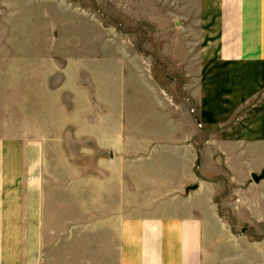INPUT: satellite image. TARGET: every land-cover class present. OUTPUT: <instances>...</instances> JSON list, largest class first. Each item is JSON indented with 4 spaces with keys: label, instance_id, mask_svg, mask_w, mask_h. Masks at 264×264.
<instances>
[{
    "label": "crops",
    "instance_id": "crops-1",
    "mask_svg": "<svg viewBox=\"0 0 264 264\" xmlns=\"http://www.w3.org/2000/svg\"><path fill=\"white\" fill-rule=\"evenodd\" d=\"M199 3L196 32L200 37L194 52L201 58L197 87L202 89L198 96L201 112L192 117L203 126L189 139L178 142V150L186 155L180 187L170 191L169 183L157 188L154 182L147 183L148 202H165L178 194L183 205L178 214L161 217L156 215L158 209H148L149 205L140 208L137 204L140 195L127 189L128 179L135 180L137 173L133 171L140 168L134 166L140 160L139 155L151 154L153 142H138L137 138V148L133 146L129 135H125L122 112L119 131L108 132L100 118L101 110L95 114L96 110L90 109L100 124L97 129L88 125L81 137L84 141L85 138L96 140L97 149L81 147V168L75 166L81 162L70 156L72 152L66 145L48 144L45 136L38 137L36 122L33 131L27 129L25 110H20V126L12 130L16 121L12 117L10 75L26 71L25 65L12 64H16L21 54L27 56L26 45L22 48L15 43L27 38L20 34L14 37L10 7L0 2V88L9 91L0 96V264H240L241 259L225 258L226 250L235 248L238 241L224 220L220 201L228 192L239 196L241 191L264 187V157L256 168L242 161V157L237 169H242L246 177L241 182L228 150L206 156L203 149L212 142L202 136L217 132V126L211 123L224 116L221 112L226 111L225 116L230 117L231 112L219 96H225L227 101L237 100L238 94L252 91L253 84L259 105L243 113L255 108L258 115L246 114L240 119L243 123L224 126L216 134L225 132L223 136L232 140L227 143H241L238 152L245 150L247 138L264 137V0H200ZM190 22L189 18L178 19L176 27H187ZM186 67L184 62L181 68ZM167 79L175 82L170 77ZM229 79L234 81V86L230 85L234 92L227 94L225 90L229 86L220 92L224 81ZM245 120L251 122L246 124ZM177 134L180 136L183 131ZM239 138L245 139L239 142ZM92 154L93 159L98 157L93 167ZM254 175L262 180L256 183ZM224 178L229 182V190L224 189ZM191 201L194 204L183 210L185 202ZM247 203L246 210L250 209V201ZM260 203L264 205V197ZM238 207L240 210L242 206ZM255 216L264 224L261 209ZM213 222L222 231L214 240L207 241L206 237L213 234ZM249 229L244 226L241 233ZM241 247L250 250L251 243L242 242ZM241 253L249 259V253ZM261 260L264 262V257Z\"/></svg>",
    "mask_w": 264,
    "mask_h": 264
},
{
    "label": "rangeland",
    "instance_id": "rangeland-1",
    "mask_svg": "<svg viewBox=\"0 0 264 264\" xmlns=\"http://www.w3.org/2000/svg\"><path fill=\"white\" fill-rule=\"evenodd\" d=\"M0 2L4 4L2 6L10 7L14 37L20 34L27 38V41L15 43L22 48L26 45L27 56L21 54V58H16V64H12L15 67L26 66L25 72L10 75L12 117L16 121V127L12 130L20 126V110H25L28 115L27 129L33 131L36 122L38 137H46L48 144L66 145L72 152L70 156L81 162L75 166L81 168V147L85 145L97 149L96 140L85 138L84 141L81 137L88 125L97 129L100 124L97 121L99 118H94L90 109L94 108L92 112L96 110L95 114H98V109L101 110L100 118L108 132L119 131L122 112L125 135H129L133 146L137 145V138L138 142H153L151 154L144 152L139 155L140 160L134 166L140 168L133 171L137 173L135 180L128 179L127 189L140 195L141 200L137 203L140 208L149 205L148 209H158L156 215L161 217L178 214V210L181 211L183 207L178 194L165 202H148L146 194L150 189L147 183L154 182L156 188L162 183H169L170 191L180 187L186 155L178 150V142L189 139L203 126L193 118L201 112L198 96L202 89L197 88L201 58L199 53L194 52L200 37L196 32L200 0ZM186 18L191 20L187 27H176L178 19ZM184 62L187 67L181 68ZM168 77L175 79V82ZM230 85L234 86L233 80L224 81L220 92L225 90L224 86H229L225 91L227 94L233 93L234 89ZM250 86L252 91L238 94L237 100L231 98L227 101L224 100L225 96H219L231 114L227 118L226 111L221 112L225 117L220 116L211 123L217 126V132L224 126L235 127L243 123L240 119L247 114L243 111L255 104L254 107H258L259 95L254 93L257 91L255 86ZM7 92L0 88L1 97ZM242 97L245 99H240ZM254 110L248 111L247 115L257 116L258 109ZM250 122L245 120L246 124ZM84 123L87 124L85 127ZM254 123L258 125V122ZM64 129H68V132L62 134ZM179 131H183L180 136L177 134L181 133ZM217 132L202 136L204 140L212 142L210 147L203 149L206 156L228 150L236 169L242 157V161L252 168L261 164L264 137L247 138L245 150L238 152L241 143H227L232 140L223 136L225 132L218 135ZM239 139L240 142L245 138ZM59 155L63 156L62 153ZM93 157L92 154V167L97 156ZM242 172V169L238 170V176L244 182L246 175ZM222 180L225 181L224 189L229 190L228 180ZM237 183L240 184L238 180ZM234 195L228 192L220 201L224 206V220L234 230L233 236L238 241L235 248L226 250L225 258L241 259L238 262L240 264H247V261L264 264L261 260L264 257V224H260L255 216L260 209L264 213V205L260 203V198L264 197V187L257 190L250 188L245 193L241 191L239 196ZM148 197L152 199V196ZM243 200L244 203L241 202ZM248 201L250 209L246 210ZM191 202H185L183 210L194 204ZM238 205L244 208L239 210ZM244 226L250 229L241 233ZM211 227L213 234L210 238L206 237L207 241L214 240L222 231L216 222ZM242 242L251 243V249L241 247ZM243 251L249 253V259L243 257Z\"/></svg>",
    "mask_w": 264,
    "mask_h": 264
},
{
    "label": "water",
    "instance_id": "water-1",
    "mask_svg": "<svg viewBox=\"0 0 264 264\" xmlns=\"http://www.w3.org/2000/svg\"><path fill=\"white\" fill-rule=\"evenodd\" d=\"M253 179H254V181H255L256 183H259V182L262 180V177H259V176L254 175V176H253Z\"/></svg>",
    "mask_w": 264,
    "mask_h": 264
}]
</instances>
